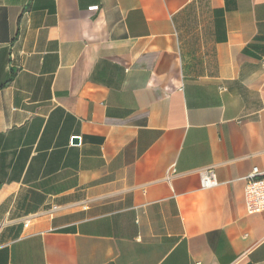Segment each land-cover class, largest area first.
Here are the masks:
<instances>
[{
  "label": "crops",
  "instance_id": "0c3cea01",
  "mask_svg": "<svg viewBox=\"0 0 264 264\" xmlns=\"http://www.w3.org/2000/svg\"><path fill=\"white\" fill-rule=\"evenodd\" d=\"M254 166L264 0H0V264H264Z\"/></svg>",
  "mask_w": 264,
  "mask_h": 264
},
{
  "label": "built area",
  "instance_id": "2783aa9c",
  "mask_svg": "<svg viewBox=\"0 0 264 264\" xmlns=\"http://www.w3.org/2000/svg\"><path fill=\"white\" fill-rule=\"evenodd\" d=\"M99 6H92V10ZM219 184L215 168L206 167L201 173V185L203 188L215 187ZM246 208L249 213H259L264 211V172L258 166H254L246 177L245 187ZM53 207V210L57 209ZM27 224V223H26Z\"/></svg>",
  "mask_w": 264,
  "mask_h": 264
},
{
  "label": "water",
  "instance_id": "95a60500",
  "mask_svg": "<svg viewBox=\"0 0 264 264\" xmlns=\"http://www.w3.org/2000/svg\"><path fill=\"white\" fill-rule=\"evenodd\" d=\"M74 141H78V137H75V138H74Z\"/></svg>",
  "mask_w": 264,
  "mask_h": 264
}]
</instances>
